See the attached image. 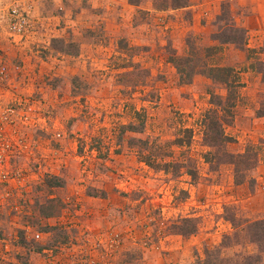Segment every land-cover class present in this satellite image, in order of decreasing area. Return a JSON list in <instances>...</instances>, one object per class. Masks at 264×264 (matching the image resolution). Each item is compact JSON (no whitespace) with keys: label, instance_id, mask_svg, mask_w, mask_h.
I'll use <instances>...</instances> for the list:
<instances>
[{"label":"rangeland","instance_id":"374dc122","mask_svg":"<svg viewBox=\"0 0 264 264\" xmlns=\"http://www.w3.org/2000/svg\"><path fill=\"white\" fill-rule=\"evenodd\" d=\"M170 4L0 0V264H264V0Z\"/></svg>","mask_w":264,"mask_h":264},{"label":"trees","instance_id":"16d2710c","mask_svg":"<svg viewBox=\"0 0 264 264\" xmlns=\"http://www.w3.org/2000/svg\"><path fill=\"white\" fill-rule=\"evenodd\" d=\"M187 1L188 0H170V2H171L170 5L173 8L184 7V6L187 5ZM178 61H180V60H178ZM175 67H176V69L178 70V72L180 74V79H182L183 78L182 77L183 76L182 75L183 68L179 67L176 62H175ZM217 70H219V68ZM217 72H220V71H217ZM209 77H211L214 80L221 81L218 76H215V75L213 76V75L210 74ZM182 81L183 82H189L190 80L189 81L182 80ZM224 83L226 84V81H224ZM231 94H232V92H230V96H232ZM224 101L226 103H228L230 101L229 97H227ZM211 114H215V116H216V111L214 110V108L209 109L206 112V115L203 117V122L202 123H203V125H205L203 128L206 129V131L203 132L204 140H205V138L207 137V134H208L209 135V139L211 141H208L209 143L207 142L208 143L207 145L213 147V145H215V144H210V143H214L218 139L221 140V141H224L225 140V136L223 135V130H222V124H223L224 121L221 122L220 119H218L217 117L212 118ZM235 164H237V163H235ZM195 230H196V225H193L186 232L187 233H192ZM248 232L250 234V237H251L252 241L256 242L258 244V246L260 247V249L261 250L263 249V252H264V218L256 220V221H253L252 223H250L248 225ZM224 238L227 239L228 236H225ZM224 244H225V242H222V246H225ZM217 250H219V248H217ZM217 250H215L213 253H216ZM210 252H211V250H208V253H210ZM255 257L258 259V254H257V256L256 255L255 256L245 255L243 258L244 259L247 258L250 261V260H252Z\"/></svg>","mask_w":264,"mask_h":264},{"label":"built area","instance_id":"2783aa9c","mask_svg":"<svg viewBox=\"0 0 264 264\" xmlns=\"http://www.w3.org/2000/svg\"><path fill=\"white\" fill-rule=\"evenodd\" d=\"M12 14L10 16H13V20L10 19L9 22V27L10 29L17 33L21 30L23 24H24V17L23 14L19 12L18 8H12L11 9ZM7 68L6 66L2 63V60L0 59V80H5L7 77ZM1 97V95H0ZM5 178V175L3 172L0 170V185H3V179ZM0 198H1V187H0Z\"/></svg>","mask_w":264,"mask_h":264},{"label":"crops","instance_id":"0c3cea01","mask_svg":"<svg viewBox=\"0 0 264 264\" xmlns=\"http://www.w3.org/2000/svg\"><path fill=\"white\" fill-rule=\"evenodd\" d=\"M257 27H258V29H261V28H262V26H257ZM246 28H247V29H250V27H249V26H248V27H246ZM251 28H252V29H256V28H254L253 26H251ZM259 118H261V117H259ZM259 118H258V119H259Z\"/></svg>","mask_w":264,"mask_h":264}]
</instances>
